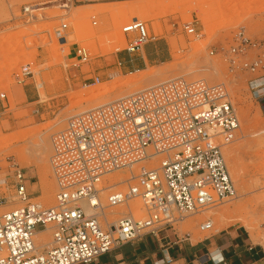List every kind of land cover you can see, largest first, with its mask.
Returning <instances> with one entry per match:
<instances>
[{"label":"rangeland","instance_id":"374dc122","mask_svg":"<svg viewBox=\"0 0 264 264\" xmlns=\"http://www.w3.org/2000/svg\"><path fill=\"white\" fill-rule=\"evenodd\" d=\"M64 2L0 0V92L7 93L6 98L0 97V179L10 180L3 186L7 200L0 204V213L20 204L11 183L16 166L30 176L28 189L34 200L55 204L51 138L74 114L174 77L204 78L228 86L241 120L236 140L223 148L237 196L174 226L181 235L192 233L194 240L239 227L264 253V107L250 88L254 75L229 67L230 49L239 31L264 39V0H134L95 6H78L73 1L63 7ZM161 2L183 4L171 8L158 6ZM135 17L147 23L152 36L145 47L154 52L165 48L164 57L155 64L140 66L135 59L139 53L131 55L134 65L126 62L130 54L125 49V25ZM64 22L68 40L62 44L55 30ZM186 24H194L201 36L189 34ZM77 45L89 48V61L67 55ZM254 53L251 50L248 55ZM243 59L238 56V62ZM26 64H31L32 73L23 76ZM95 76H100V82L93 83ZM39 145H46L42 160H37L35 151ZM142 164L150 167L148 161ZM142 164L106 175L104 185L109 190L103 192V202L109 193L125 189V180L138 174ZM142 206L135 199L107 211L112 220L130 210L141 217L145 215ZM228 207L234 209L224 214ZM207 218L214 226L202 231L199 225ZM246 218L251 227L244 225ZM41 230L43 234L34 236L38 252L48 249L52 241L53 230Z\"/></svg>","mask_w":264,"mask_h":264},{"label":"built area","instance_id":"2783aa9c","mask_svg":"<svg viewBox=\"0 0 264 264\" xmlns=\"http://www.w3.org/2000/svg\"><path fill=\"white\" fill-rule=\"evenodd\" d=\"M67 27L64 22L55 30L62 44L68 40ZM186 30L201 36L194 24H186ZM125 31L129 54L141 52L152 39L147 23L138 17L125 25ZM235 41L230 70L239 67L254 75L249 84L260 101L264 39H253L241 30ZM251 50L255 53L249 56ZM67 55L87 62L91 51L77 45ZM238 56L244 59L238 62ZM31 73V64L24 65L21 74ZM0 97L7 93L0 92ZM240 128L228 86L204 78L174 77L74 114L51 138L50 168L57 184L54 205L34 200L28 189L30 176L23 168L11 170L20 204L0 213V264H89L147 232L174 226L236 197L223 148L236 140ZM147 161L150 167L142 164ZM138 164L141 171L125 180V189L109 193L104 203L102 194L109 190L105 176ZM8 183L9 178L0 179V204L7 200L3 186ZM135 199L142 201L144 216L130 210L111 219L108 209ZM213 226L207 218L199 228L207 231ZM48 227L53 230L51 246L38 252L34 236Z\"/></svg>","mask_w":264,"mask_h":264},{"label":"crops","instance_id":"0c3cea01","mask_svg":"<svg viewBox=\"0 0 264 264\" xmlns=\"http://www.w3.org/2000/svg\"><path fill=\"white\" fill-rule=\"evenodd\" d=\"M125 1L134 0H74L78 6ZM143 49L135 58L142 67L162 60L166 53L163 47L155 52ZM131 55L126 62L134 65ZM259 102L264 107V97ZM89 264H264V253L239 227L194 240L192 233L181 235L175 226L166 225L115 247Z\"/></svg>","mask_w":264,"mask_h":264},{"label":"bare ground","instance_id":"6f19581e","mask_svg":"<svg viewBox=\"0 0 264 264\" xmlns=\"http://www.w3.org/2000/svg\"><path fill=\"white\" fill-rule=\"evenodd\" d=\"M183 4V3H182ZM181 3H175V2H171V3H169V4H166V3H160V4H158V6H160V5H165L166 7H174V8H176L177 6H181L182 5ZM66 7H70L71 5L69 4V5H65ZM171 7V8H172ZM31 8V7H30ZM81 13V12H80ZM82 15V14H81ZM85 15V14H84ZM80 17H82V16H80ZM80 17H77V18H79L80 19ZM83 19V18H82ZM115 100V99H114ZM113 101V100H112ZM111 102V101H110ZM108 103V102H107ZM104 105V104H103ZM94 107H97V106H94ZM31 147V146H30ZM29 148V147H28ZM30 149V148H29ZM43 149V150H42ZM45 149H46V145H44V146H42V145H39V146H37L36 148H35V151H36V155H37V160H39V159H41V157H42V155H41V150L42 151H44L45 152ZM33 156H35V155H33ZM42 160V159H41ZM262 170L261 171H263L264 172V170H263V168H261ZM259 171H260V169H259ZM260 171V172H261ZM263 172H261V173H263ZM260 173V174H261ZM256 174H259L258 173V171H257V173ZM237 175V174H236ZM259 176H261V175H258V177ZM264 177V176H263ZM238 178H239V176H238ZM3 181H5V179H2ZM263 184H264V182H262ZM47 194H49V193H47ZM48 197H50V195H47ZM87 204V203H86ZM88 207H89V210L91 209L90 208V206L88 205ZM232 209H234V208H232V207H228V208H226L225 210H224V214H226L225 212H227V211H232ZM226 217V216H225ZM251 221H249L248 220V218H246L245 220H244V225L246 226V227H251V223H250ZM251 230V229H250ZM45 231V230H44ZM44 231H42V230H37V233L36 234H43V232ZM44 240V239H43ZM45 242V241H44Z\"/></svg>","mask_w":264,"mask_h":264}]
</instances>
